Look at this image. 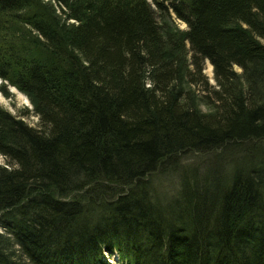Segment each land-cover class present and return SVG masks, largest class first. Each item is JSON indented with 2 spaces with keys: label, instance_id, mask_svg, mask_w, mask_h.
Instances as JSON below:
<instances>
[{
  "label": "trees",
  "instance_id": "1",
  "mask_svg": "<svg viewBox=\"0 0 264 264\" xmlns=\"http://www.w3.org/2000/svg\"><path fill=\"white\" fill-rule=\"evenodd\" d=\"M0 80V264H264V0H0Z\"/></svg>",
  "mask_w": 264,
  "mask_h": 264
},
{
  "label": "rangeland",
  "instance_id": "2",
  "mask_svg": "<svg viewBox=\"0 0 264 264\" xmlns=\"http://www.w3.org/2000/svg\"><path fill=\"white\" fill-rule=\"evenodd\" d=\"M173 20H174V22H175V24L179 30L186 29V25L184 22L177 20L175 18H173ZM200 65H201V73L200 74H197V73L193 74V77H195L194 80L197 81V84L194 86L195 90L199 95L209 96L211 99H213L212 91L214 89H217L216 82L214 79L213 67L209 63L208 60H202ZM234 71L237 74L241 73L240 68L236 67V66L234 67ZM6 85H7V89L9 87H12L7 83H6ZM8 91H9V89H8ZM11 95H12L11 98H5L1 94V96L3 97L4 100L0 99V106L3 109L7 110L12 116L21 117L28 126H30V127L36 126L37 117L31 111L32 107H31L30 102H29V104H27L24 101L19 100V98L17 97V95L14 92L11 93ZM25 108H28L31 111L30 114L28 116L20 115V114H22V112H24ZM201 109L204 111L207 110V108L204 106V104L201 105ZM180 159H181L179 162L180 167L178 168V170L175 171L173 176L169 178V180L155 181L158 193L160 194L159 196L161 198H164L165 201H166V199H168L170 196H172L177 191V189L179 187L178 186L179 181L181 180V178L184 175H186V173L187 174L190 173V176L195 177L196 179H199V176L203 175L207 170H211L212 166L214 164L218 163V161H217V162H214L213 164H211V160L214 159L213 156H210L209 154H201V153L184 154L182 156V158H180ZM223 160H227L229 163L231 162V159L229 160V159L224 158L221 161H223ZM227 161L221 162L220 165H218V167L219 168L220 167L226 168ZM3 163H5V161L0 156V164H3ZM227 170H228L227 168L224 169V172H226ZM0 233L3 234V230L1 228H0ZM104 256H105V260L108 264H127L126 261L120 260V256L118 255L117 252H115L112 256H110L108 254H106ZM23 262L25 264H27V261L23 260Z\"/></svg>",
  "mask_w": 264,
  "mask_h": 264
},
{
  "label": "bare ground",
  "instance_id": "3",
  "mask_svg": "<svg viewBox=\"0 0 264 264\" xmlns=\"http://www.w3.org/2000/svg\"><path fill=\"white\" fill-rule=\"evenodd\" d=\"M12 91L17 95V97L19 98V100L24 101L25 103L29 104L28 99L26 98V96H24L23 94H21L19 91H17L16 89H12ZM0 99L4 100L3 97L0 94Z\"/></svg>",
  "mask_w": 264,
  "mask_h": 264
},
{
  "label": "water",
  "instance_id": "4",
  "mask_svg": "<svg viewBox=\"0 0 264 264\" xmlns=\"http://www.w3.org/2000/svg\"><path fill=\"white\" fill-rule=\"evenodd\" d=\"M0 83H1V80H0ZM8 89H9V92L13 93L12 89H15V88L14 87H9Z\"/></svg>",
  "mask_w": 264,
  "mask_h": 264
}]
</instances>
